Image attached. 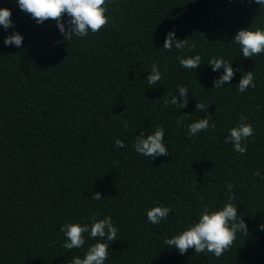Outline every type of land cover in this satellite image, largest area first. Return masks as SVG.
<instances>
[{"label": "trees", "instance_id": "16d2710c", "mask_svg": "<svg viewBox=\"0 0 264 264\" xmlns=\"http://www.w3.org/2000/svg\"><path fill=\"white\" fill-rule=\"evenodd\" d=\"M0 8L11 11L13 24L0 26V264H69L95 241L85 234L84 248L66 251L61 224L93 215H111L119 228L105 264H264V182L252 174L264 172V110L257 111L264 109V55L244 58L231 42L241 29L264 26V8L249 0H111L109 23L70 41L55 20L37 24L16 0H0ZM171 30L197 47L166 51ZM13 32L23 36L19 47L4 44ZM196 53L202 62L213 55L232 62L226 88H214L222 68L180 67L177 55ZM154 61L164 75L149 87ZM247 71L257 87L240 93ZM177 84L189 88L186 104L166 108L170 93L182 99ZM242 115L255 129L244 155L224 143ZM176 116L188 117L185 124L208 118L216 127L189 139ZM157 124L169 152L151 161L131 144ZM117 138L124 148L113 147ZM226 183L234 185L247 233L220 258L165 248L162 239L194 219L201 198L227 200ZM94 192L103 200H90ZM155 203L175 209L158 226L141 212Z\"/></svg>", "mask_w": 264, "mask_h": 264}, {"label": "clouds", "instance_id": "9594fccd", "mask_svg": "<svg viewBox=\"0 0 264 264\" xmlns=\"http://www.w3.org/2000/svg\"><path fill=\"white\" fill-rule=\"evenodd\" d=\"M249 2L260 5L264 8V0H249ZM20 10L29 13L37 24L51 18L56 21L60 32L65 33L70 41L73 38L79 40L86 39L90 34H96L101 31L109 22L108 5L111 0H16ZM62 14H66V21H61ZM11 11L7 8H0V26L6 31L13 27L10 19ZM65 24L68 25L67 31ZM23 40L22 34L13 32L4 39L5 45L21 46ZM239 46L240 56L252 58L253 56L264 55V26H255L248 29L239 30L231 41ZM194 50L197 45L195 42L188 44L186 39L176 38L175 30L166 33L163 48L166 51L175 49L177 52H183L185 47ZM176 60L182 69L194 70L202 64L209 65L213 72L223 69L222 75L214 81L215 89H223L225 82H230L234 76L232 62L226 60L223 56H210L207 61L202 62V56L199 53L194 55H177ZM146 82L149 87L160 85L164 73L158 62H153L147 70ZM167 70L164 69V72ZM257 87L256 78L252 71L243 74L237 86V91L245 93L250 89ZM175 90H178L181 101L170 93V99H165L164 106L170 108L173 106L184 107L186 104V93L189 91L187 86L177 84ZM193 93V92H192ZM195 96V94L193 93ZM197 108L205 109L203 103H198ZM264 110L260 104L257 105V111ZM188 117L176 116V126L186 130L187 138L191 139L198 136L201 132L214 130L215 123H210V119L201 118L185 124ZM124 129L129 127L127 119L121 120ZM166 129L162 124L155 125V130L148 132L140 130V134L135 136L131 147L138 156L149 158L151 161L158 156L167 155L169 146L167 145ZM249 138H255V129L248 122L246 116H241L239 122L228 129V134L224 139L225 144L232 145V151L244 155L248 150ZM113 147L116 149L124 148L125 142L122 139H115ZM253 176L258 177L260 182H264V172L256 169ZM227 192V200L216 205L210 202H203L207 198H201L199 208L195 212L194 219H191L185 225L178 227L173 234L166 235L162 239V245L165 248L177 249L181 255L185 254L189 248L194 249L195 253H211L215 258H220L227 252L238 233H247V227L244 220L237 214V203H235L234 185L226 183L224 185ZM92 201H101L99 192H94L90 198ZM175 209L169 205L155 203L150 207L141 209L146 218V223L158 226L166 222L170 213ZM260 230H264V223L258 225ZM60 233L64 240L62 247L66 251L81 249L86 245L87 238L95 243L87 244L83 255H72L69 264H105L108 259L107 249L109 244L117 240L119 228L116 226L111 215H104L97 219L95 215L87 218L86 221H65L61 224Z\"/></svg>", "mask_w": 264, "mask_h": 264}]
</instances>
